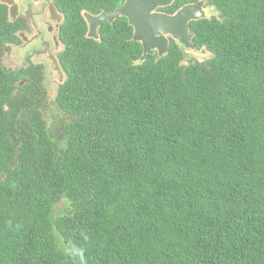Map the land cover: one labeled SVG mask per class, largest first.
<instances>
[{"label":"trees","instance_id":"obj_1","mask_svg":"<svg viewBox=\"0 0 264 264\" xmlns=\"http://www.w3.org/2000/svg\"><path fill=\"white\" fill-rule=\"evenodd\" d=\"M119 1L56 0L62 139L43 64L0 66V264H264V0H176L195 51L145 60L125 17L86 33Z\"/></svg>","mask_w":264,"mask_h":264},{"label":"flooded vegetation","instance_id":"obj_2","mask_svg":"<svg viewBox=\"0 0 264 264\" xmlns=\"http://www.w3.org/2000/svg\"><path fill=\"white\" fill-rule=\"evenodd\" d=\"M175 1L172 0L170 4L161 6L156 11L168 14L174 13L178 8L174 9L175 11H167L166 9L167 7L174 6ZM125 2L126 0H120L115 8L123 5ZM0 4L7 10L9 20L16 25L17 30L15 33L18 37L16 42H9L1 47L7 44H14L18 47L25 59L24 66L29 63L43 64L46 74L51 75L49 77L51 85L56 84L57 92L59 85L63 84L65 79V74L61 69L59 61V55L64 47L61 31L67 19L63 9L60 8L56 0H3L0 1ZM99 13L82 12V16L87 24V35L89 29L86 14L97 15ZM108 22L105 21L99 26L97 36H99L100 29ZM189 32L192 34L191 31ZM171 40L174 39L170 38ZM28 48L30 49L28 50ZM24 82L25 80L22 81V83ZM47 87L49 86L47 85Z\"/></svg>","mask_w":264,"mask_h":264},{"label":"water","instance_id":"obj_3","mask_svg":"<svg viewBox=\"0 0 264 264\" xmlns=\"http://www.w3.org/2000/svg\"><path fill=\"white\" fill-rule=\"evenodd\" d=\"M3 1V0H0ZM172 0H126L114 10H105L97 15L86 14L88 36L97 38L99 26L105 22L125 17L133 28L132 39L142 45L141 60L149 58L156 51L163 56L169 50L170 38L177 40L189 51L195 50L189 24L192 20L207 17L203 1H196L179 7L174 13L157 12Z\"/></svg>","mask_w":264,"mask_h":264},{"label":"rangeland","instance_id":"obj_4","mask_svg":"<svg viewBox=\"0 0 264 264\" xmlns=\"http://www.w3.org/2000/svg\"><path fill=\"white\" fill-rule=\"evenodd\" d=\"M205 8V7H204ZM206 16L210 11L205 9ZM30 48H28L29 50ZM195 51V50H194ZM191 51L190 53H192ZM204 51H202L203 54ZM25 65V59L23 53L16 47L14 44H7L3 47L0 46V66L8 69L15 70ZM51 75H47L46 83L49 86V102L44 109V116L48 121V127L55 135L57 139H62L63 135L61 130L64 124V120L67 118L65 112H63L55 103V95H56V84H52L49 81V77ZM64 203H58V208H61Z\"/></svg>","mask_w":264,"mask_h":264}]
</instances>
